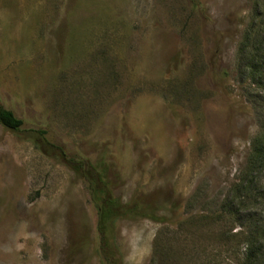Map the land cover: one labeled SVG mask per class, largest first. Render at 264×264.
I'll return each instance as SVG.
<instances>
[{
  "label": "rangeland",
  "instance_id": "1",
  "mask_svg": "<svg viewBox=\"0 0 264 264\" xmlns=\"http://www.w3.org/2000/svg\"><path fill=\"white\" fill-rule=\"evenodd\" d=\"M194 5L0 0V264H105L75 161L115 264H264V0Z\"/></svg>",
  "mask_w": 264,
  "mask_h": 264
},
{
  "label": "trees",
  "instance_id": "2",
  "mask_svg": "<svg viewBox=\"0 0 264 264\" xmlns=\"http://www.w3.org/2000/svg\"><path fill=\"white\" fill-rule=\"evenodd\" d=\"M194 5L195 0H189ZM195 6V5H194ZM0 125L9 131H18L22 121L8 110L0 108ZM72 162V161H71ZM75 167L88 179L90 197L96 206V231L99 235L100 253L105 264H115L108 251L109 234L113 229L114 221L129 216H149L136 204H123L110 192L105 181L106 171L80 161L74 162Z\"/></svg>",
  "mask_w": 264,
  "mask_h": 264
}]
</instances>
